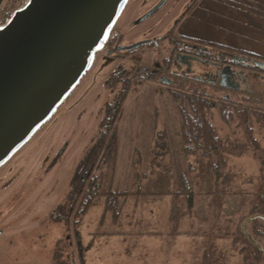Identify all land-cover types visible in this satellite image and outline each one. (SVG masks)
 Segmentation results:
<instances>
[{"label":"rangeland","instance_id":"374dc122","mask_svg":"<svg viewBox=\"0 0 264 264\" xmlns=\"http://www.w3.org/2000/svg\"><path fill=\"white\" fill-rule=\"evenodd\" d=\"M160 1L128 0L115 25L120 35L117 44L129 47L165 35L168 38L133 54L98 52L90 70L55 115L3 165L0 264H172L173 255L179 256L176 248L181 250L183 264H201L203 252L208 249L216 250L212 264H252L246 256L254 252L251 245L254 241L241 236L240 230L245 219L257 211L256 208L253 214L249 213L251 200L264 187V121L251 117L252 133L247 138L237 123L226 126L216 115L212 117L223 138L227 164L220 166L217 176L210 163L198 156L200 163L194 171L198 185L192 187L194 209L189 214L186 205L184 208L180 205L184 215L175 229L169 221L172 198L167 193L176 189L177 176L186 169L188 160L180 149L176 106L166 86L158 81L138 87L124 104L114 185L119 191L132 194L126 198L131 197L118 220L114 222L110 212L102 219L104 198L97 199L77 228L72 249L66 240L67 231L48 218L55 206L65 203L71 178L98 131L103 107L114 99L116 92L105 86L110 73L121 64L126 69L151 66L169 55L172 48L169 38L178 37L181 18L192 0H167L156 13L138 22ZM22 4L23 0H4L0 26ZM194 66L206 70L201 63ZM182 69L174 68L169 77L174 72L179 76ZM236 70L245 91L235 94L219 89L212 99L219 101L229 95L236 103L244 98L261 101L245 105L264 115V73ZM180 79L184 82L180 83L181 90L189 91L186 81ZM223 92L227 94L224 96ZM163 129L168 132L171 152L165 160L156 159V164L165 166L155 168L149 160L157 155L150 147L153 136ZM170 160L171 172L167 169ZM107 185L105 182L104 186ZM251 229L248 223L246 232ZM260 230L264 232V224ZM87 235L92 238L88 250L83 241ZM232 235L249 246L246 253L240 250L241 246H232ZM71 236L73 240L72 233ZM10 238L9 251L6 242ZM255 241L264 247V237H256Z\"/></svg>","mask_w":264,"mask_h":264},{"label":"trees","instance_id":"16d2710c","mask_svg":"<svg viewBox=\"0 0 264 264\" xmlns=\"http://www.w3.org/2000/svg\"><path fill=\"white\" fill-rule=\"evenodd\" d=\"M196 3L197 0H192L185 11L190 12ZM167 38L168 35H165L158 40H165ZM169 39L172 48L170 49L169 55L162 60L156 61L151 66L138 65L133 69H126L121 66L110 73L105 86L112 92H116V94L114 99L106 103L103 107L98 123V131L92 137L91 146L81 158L71 178L68 192L64 197L65 203L60 204L52 214L55 222H68V212H61L60 210L62 208L68 209V202L71 201L74 207L73 225L77 232V228L80 226L83 217L96 204V200L101 197L104 198L102 219H104L108 212L111 213L114 222L120 217L122 211V202H120V199H126L132 193L116 190L114 185L119 154V124L123 116L124 104L128 95L148 82L158 81L160 84L166 86L167 92L173 100L179 116L180 149L188 160L186 169L177 176V182L175 183L176 189L167 193L172 198L169 221L175 229L179 227V222L184 215L180 205H183L184 208L185 204V211L189 214L194 209L195 195L192 187L198 185L195 181L197 174L194 172L200 163L198 156L210 163L211 171H214L217 176H220V166L227 164L226 159L223 157L225 155L222 150L223 138L219 136L216 126L212 122V117L216 115L226 126H232L234 123H237L236 126L243 129L247 138L252 133L250 118L254 117L264 121V115L262 113L252 109L249 105H245L246 102L260 104L261 101H255L249 98H244V101H239L238 103L233 102V100H225L224 98L216 101L209 95V92L213 90L212 87H207L204 84L197 86L196 83L190 82L187 84L189 91H182L180 83L183 81L178 78L180 77V73L177 76L178 73L174 72L169 77V72L181 65V59H178V55L181 58L184 51L180 48L182 42L189 48L191 45H196L204 60L216 62L220 66L228 65L233 68L248 69L255 73H264L263 70L254 64V61L264 62V59L252 53L238 51L217 43L196 41L179 36L170 37ZM158 40L134 49L127 54H133L141 49L154 47L155 42L159 43ZM233 57H244L247 58V61L240 63L232 60ZM218 91L216 90V92ZM223 93L224 96L227 94V92ZM150 149V151L157 155V157L149 160L152 166L156 168L157 166L164 165L161 163L156 164L155 160H163L164 157L170 155L171 147L166 129L159 131L153 136ZM167 163V169L171 172L173 167L172 160ZM105 182H108L107 187L104 186ZM258 190L257 195L251 200L252 206L249 210L250 214H253L255 209H258L264 202V187ZM138 194L142 195L141 193ZM260 225V221L255 220L251 223V231H247L253 235L254 239L258 235L264 236V232L260 230ZM241 236H243L242 233ZM232 238V246L234 248L236 245L241 246L240 250L246 253V249L249 246L244 244L242 240L237 239L235 235H232ZM86 248L87 250L89 249V247ZM215 252L216 250L214 251V249L204 250L201 264H212L211 257L215 255ZM249 255L252 257L246 256V258H249L252 264H261V260L264 259V252L258 249H254V252H250ZM215 262L217 261L215 260Z\"/></svg>","mask_w":264,"mask_h":264},{"label":"water","instance_id":"95a60500","mask_svg":"<svg viewBox=\"0 0 264 264\" xmlns=\"http://www.w3.org/2000/svg\"><path fill=\"white\" fill-rule=\"evenodd\" d=\"M166 1L161 0L138 22L156 13ZM3 2L0 0V7ZM127 2L28 0L0 26V167L55 115L77 87L104 49ZM146 44L115 51H132ZM232 60L244 63L247 58ZM254 64L264 71V62ZM233 73L228 66L221 69V86L232 88ZM258 217L251 216L241 225L250 240L245 227Z\"/></svg>","mask_w":264,"mask_h":264},{"label":"crops","instance_id":"0c3cea01","mask_svg":"<svg viewBox=\"0 0 264 264\" xmlns=\"http://www.w3.org/2000/svg\"><path fill=\"white\" fill-rule=\"evenodd\" d=\"M178 36L217 43L264 59V0H197L190 12L184 11ZM128 199H120L122 207ZM83 241L90 247L92 238L87 235ZM177 249L179 256L173 255L171 263L183 264L185 260Z\"/></svg>","mask_w":264,"mask_h":264},{"label":"flooded vegetation","instance_id":"af4514ba","mask_svg":"<svg viewBox=\"0 0 264 264\" xmlns=\"http://www.w3.org/2000/svg\"><path fill=\"white\" fill-rule=\"evenodd\" d=\"M119 37H120V35L118 33V30L115 29V26H114V28L112 29V32H111V34H110V36H109V38H108L103 50H106L108 54L111 53L112 55L115 52H117V51H115V49L117 47H119V45L117 44L118 41H119ZM152 42H154V41H152ZM157 45H158V43L155 42V46H157ZM180 48L182 50H184L183 53H182V57L180 58L181 59L180 67L184 68V69H182V73H180V78L184 79L186 82H188V83H190V82L196 83L197 86L204 84V85H208L209 87H212L213 88V90H211L212 92H209L210 96H213V93H215L216 90H219V89L220 90L231 91V92H233L235 94L239 93V92H242V91H245V89H242L243 88L242 87L243 82L239 78V74H238V72L236 70L237 68H233V67L228 66V65L220 66V64H218L216 62H210V61L204 60V58L201 56L200 50L197 49L196 45H191V47L189 48L182 42V45H181ZM128 52H130V51H124V53H128ZM124 58H126V56ZM121 61H125V59H121ZM197 63L203 64L206 70L203 71V69L200 70L197 67H195L194 64H197ZM121 66H122V64L118 65L117 68L121 67ZM227 66L230 67V69L234 72L233 74H234L235 79H236V81H232V88H225V87L221 86V84H220L221 80H220L219 74L221 72V69L224 68V67H227ZM237 77H238L239 80H237ZM228 80H229V77L228 76L225 77L224 81L227 82ZM188 83H186V85ZM237 85H239V88L238 89L234 88ZM223 98L225 100H230V96L229 95H226ZM3 167L4 166L0 167V170ZM20 193H21V190L19 191L18 195H20ZM68 203H69L68 209L62 208L60 210L61 212H68V214H69L67 216L68 222L62 221V222L59 223V222H55L54 218H52V214L55 211V209L58 207V205L55 206L52 209V211L50 212L48 218H49V220H51V222H53V223H55L57 225H61L64 231H67L66 240L68 242L69 248L73 249L75 247V245H76V231H75V228H74V225H73L74 207H73L71 201L68 202ZM255 215L259 216L255 220L260 221L261 224H264V202L257 209L255 214L252 215V216H255ZM249 217H251V216H249ZM255 220H253V221H255ZM253 221H251L249 224H251ZM246 228H247V226H246ZM245 231H246V229H245ZM70 232L73 235V240L71 238L72 236H71ZM0 234H1V231H0ZM246 234L252 239L251 241H254L256 243V245L255 244H251L254 247V249H258L259 251L264 252V247H262L259 244V242L255 241L253 235L249 234L248 232H246ZM242 235L247 240H249L247 236H245L244 234H242ZM256 237L261 238V237H264V236L258 235V236H255V238ZM6 244H7V248H9V251H10L11 238L7 240Z\"/></svg>","mask_w":264,"mask_h":264},{"label":"built area","instance_id":"2783aa9c","mask_svg":"<svg viewBox=\"0 0 264 264\" xmlns=\"http://www.w3.org/2000/svg\"><path fill=\"white\" fill-rule=\"evenodd\" d=\"M28 2V0H23V4H22V6H24L26 3ZM21 6V7H22ZM13 14V13H12Z\"/></svg>","mask_w":264,"mask_h":264}]
</instances>
